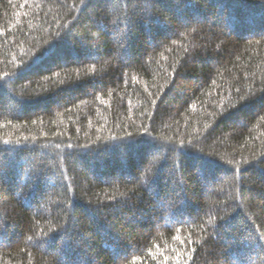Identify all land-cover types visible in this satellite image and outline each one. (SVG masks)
I'll return each instance as SVG.
<instances>
[{
	"label": "trees",
	"instance_id": "16d2710c",
	"mask_svg": "<svg viewBox=\"0 0 264 264\" xmlns=\"http://www.w3.org/2000/svg\"><path fill=\"white\" fill-rule=\"evenodd\" d=\"M0 264H264V0H0Z\"/></svg>",
	"mask_w": 264,
	"mask_h": 264
}]
</instances>
